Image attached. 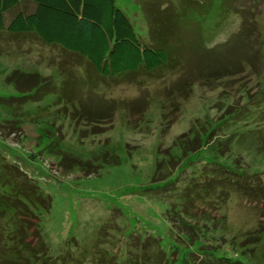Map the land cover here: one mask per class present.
Masks as SVG:
<instances>
[{"label": "rangeland", "instance_id": "1", "mask_svg": "<svg viewBox=\"0 0 264 264\" xmlns=\"http://www.w3.org/2000/svg\"><path fill=\"white\" fill-rule=\"evenodd\" d=\"M117 5L142 43L169 51L166 66L150 74L105 77L87 61L37 38L20 45L0 36V98L10 101L0 103V116L20 117L12 107L26 95L8 76L33 75L36 85H43L24 105L32 107L31 116L15 119L18 129L0 125L2 151L52 197V209L41 217L43 238L30 225L28 247L38 243L59 261L70 256L102 264L97 251L107 226L114 246L104 250L122 253L120 261L144 253L159 256L153 263L160 264L167 261L164 249L179 261L195 241L180 236L176 220L170 223L176 211L200 219L212 213L208 231L218 227L216 240L192 247L188 260L205 264L216 246L232 256L240 244L247 248L244 257L260 264L264 241L255 240L254 231L264 215L261 203L234 193L218 210L211 200L190 203L187 195L194 186L201 189L210 167L219 166L223 178L228 169L241 172L240 166L264 178V0H117ZM190 131L208 140L210 150L182 159L180 170L166 167L169 177L154 187L158 160L172 147L170 154L181 155L174 142ZM58 141L65 151L95 162L98 174L66 170L61 154L41 150L51 143L60 148ZM112 157L120 163L113 165ZM6 219L0 223L7 225ZM10 238L0 236V264L31 261H18L12 244L6 246ZM177 245L182 249L175 252Z\"/></svg>", "mask_w": 264, "mask_h": 264}, {"label": "trees", "instance_id": "2", "mask_svg": "<svg viewBox=\"0 0 264 264\" xmlns=\"http://www.w3.org/2000/svg\"><path fill=\"white\" fill-rule=\"evenodd\" d=\"M1 35L10 39L12 43L16 41L20 45L26 38H37L47 46L58 47L87 61L99 74L105 77H115L141 71L150 74L166 66L170 60L168 50L153 44L142 43L130 18L118 7L117 0H0ZM16 75L8 76V83H15L19 90L26 92V95L34 94L22 96V99L15 104L16 107H12V109L17 111L16 115H20L17 119L21 120L24 119L22 116H31L30 110L32 107H30V110H25L29 105H24L28 103V100L30 102L34 101L32 99L37 91L35 89L43 85L41 83L37 86L33 75L27 77L26 80H21ZM1 102L10 103V101L3 98H0ZM10 115L13 116L12 110ZM89 116L93 117L92 114ZM14 117L0 116V125L18 129L16 125L18 121ZM193 133V131L184 133L174 142V148H178L181 155L170 154L172 147L168 150L169 154H164L165 158L158 160L157 171L153 180L156 183L153 184L154 187L159 186L161 182H165L169 177V174L165 173L166 167L170 172H173L174 169L180 170L181 163L184 164V161H187L193 154H201L205 149L210 150L211 144H209V141L203 140L198 134ZM41 135L46 136V134ZM222 143L220 142L219 144ZM56 145L60 146V148L56 147L55 143H51V145H46L41 150L49 154L52 152L61 154L60 159L66 170L79 169L83 173L93 172L98 174L100 167L95 162L83 160L76 157L73 153L65 151L60 141L56 142ZM225 145L230 146V142L228 144L225 143ZM261 146H264V143H261ZM2 150L0 148V219H6L9 216L10 221L6 219L7 225L0 223V236H11L6 241V246L12 244V249L16 253L18 261L26 257L28 260L31 258V261L22 264L86 263L85 261L88 259L83 258L75 261L70 256L64 258L63 261L54 259L50 255H46L44 250H40L38 243L30 248L28 247V237L31 236V232L29 233L30 225H32L31 229L37 230L35 234L39 240L43 238V234L40 232L41 217L52 209V197L44 192L38 182L34 181L33 177L29 176L30 174L26 169L20 165V161L12 158L7 150H4L6 152ZM105 156L106 158L110 157L109 154ZM31 157L35 159V156L31 155ZM168 157L169 160L166 162ZM112 158L110 162L113 165L120 163L118 158ZM185 158L186 160L181 161ZM212 165H215V163ZM235 165H238V163H235ZM225 167L228 168L227 166ZM211 168L205 173L208 178L205 179V184L197 185L201 189L194 191L196 188L194 186L192 192L187 195L188 202L191 203V200L196 201L199 199L211 200L215 204V208L220 210L223 203L228 202L234 193H238L248 199L254 198L256 204L261 203L260 207L263 211L264 178L259 172L256 174L251 172L254 174L253 178L251 173L240 166L241 172L228 169L231 173L226 171L223 178L219 166L212 168V170ZM192 177L196 179L198 173L194 172ZM151 189L152 187H150ZM176 212L178 213H176L175 219H172L170 223L172 224L176 220L180 228V236L188 241L193 238L192 241H195V243L191 248H186L185 255L179 258V261L171 260V254L168 249H164L163 255H166L167 261L162 259L161 262L160 259L159 263L194 264V261L197 260L194 258V260H188L193 250L192 247L203 248L206 238H216L217 235L215 234L218 232V227L216 226V228L208 231L211 222L208 221L212 220V213H208L209 217L204 216L205 218L200 219L198 216H191L188 212ZM24 219L27 222H23ZM260 221L254 231V239L264 241V215ZM11 224L13 225L11 226ZM106 230L107 226L103 230L104 234L101 233L102 238L99 245L102 249L97 251L100 254L99 259L102 264H154L153 260L159 257H143V253L135 256L131 255L127 261L118 260L120 258L119 255L122 253L119 252V255H117L115 251L104 250L105 246H114L113 239H111L112 236L106 233ZM211 231L213 237L210 236ZM248 237L250 236L246 238ZM40 243L45 246L44 243L46 242ZM216 248L218 252L210 253L212 255V257L210 256L211 260H208L205 264H252V259L248 255L244 257L247 248H243L240 244L236 248V253L232 256L220 252L221 248L218 249L219 246H216ZM178 249L181 251L182 248L177 245L175 252ZM194 251L196 252V250ZM15 253H12L13 257ZM43 253H45V257H42ZM181 259L183 260L181 261ZM72 261L73 263H71ZM259 263L264 264V261Z\"/></svg>", "mask_w": 264, "mask_h": 264}, {"label": "bare ground", "instance_id": "3", "mask_svg": "<svg viewBox=\"0 0 264 264\" xmlns=\"http://www.w3.org/2000/svg\"><path fill=\"white\" fill-rule=\"evenodd\" d=\"M149 15V14H148ZM140 73V72H139Z\"/></svg>", "mask_w": 264, "mask_h": 264}]
</instances>
